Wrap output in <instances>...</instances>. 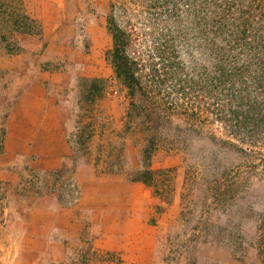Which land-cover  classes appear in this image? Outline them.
Here are the masks:
<instances>
[{"label": "rangeland", "instance_id": "1", "mask_svg": "<svg viewBox=\"0 0 264 264\" xmlns=\"http://www.w3.org/2000/svg\"><path fill=\"white\" fill-rule=\"evenodd\" d=\"M23 6L24 0H0L2 52L20 45V33L43 29ZM66 6L75 14L61 16V29L49 31L59 38L44 52L53 55L45 65L65 73L60 91L74 148L68 167H85V179L114 182L109 191L118 196H127L121 183L170 184L180 220L168 241L153 243L168 249L156 262L212 264L219 257L264 264V121L257 115L264 114V67L242 47L264 41L258 20L264 0H67ZM111 21L129 35L126 52L144 89L142 104L116 75ZM244 24L255 29L247 38L237 30ZM249 91L257 92L250 97L252 118ZM147 139L155 152L145 182L138 178Z\"/></svg>", "mask_w": 264, "mask_h": 264}, {"label": "crops", "instance_id": "2", "mask_svg": "<svg viewBox=\"0 0 264 264\" xmlns=\"http://www.w3.org/2000/svg\"><path fill=\"white\" fill-rule=\"evenodd\" d=\"M66 3L24 0L23 11L44 30L20 33L15 50H0V264H168L153 260L168 249L152 245L168 241L180 220L170 184L121 183L127 196H118L109 191L114 182L68 167L65 73L48 68L53 55L44 52L59 38L49 31L61 29V16L75 14Z\"/></svg>", "mask_w": 264, "mask_h": 264}, {"label": "trees", "instance_id": "3", "mask_svg": "<svg viewBox=\"0 0 264 264\" xmlns=\"http://www.w3.org/2000/svg\"><path fill=\"white\" fill-rule=\"evenodd\" d=\"M255 17H256V14L253 15V19H252L253 21ZM247 18L249 19V15L247 16ZM248 19L243 22L246 23ZM258 20H261V22L264 23V14H260V17ZM108 30L111 32L112 37H113V43H112L113 46L110 50V57H111L116 75L123 82L125 87L128 89L130 96L133 99H138L142 104L144 102V99H141V97H142V94H144L143 93L144 89L142 87L140 78L138 77L137 72L134 70L132 62L126 52L129 35L118 24H116L115 21L110 22V24L108 25ZM237 30L239 34L247 38V36H250L251 34H253L252 32L255 29L249 28L247 24H244L241 28L239 27ZM249 33L250 35H248ZM242 47L245 50L244 53H248L246 54L247 56H249L247 57V59H250L254 55L253 56L254 58L261 60V63H263V67H264V41L257 43L251 47H248L246 45L245 46L242 45ZM260 86L261 85H259V88ZM255 90L257 91V89ZM252 93L257 94V92L249 91V96H248L249 99L250 97H252ZM249 102L253 103V100L251 101L250 99ZM140 107H144V104L141 105ZM248 107H249V110L247 111L253 112V109H256V105H254V103L249 104ZM250 115L252 118L254 117V115H256V113L253 112V113H250ZM257 115L260 116L258 120L264 121V114H262V112L261 113L259 112ZM247 119H249V116H246L245 118L246 124H248ZM258 125H259V122L257 121V122L252 123V125H248L249 127L248 126L247 127L249 131H252ZM263 129H264V126H263ZM154 152H155L154 142L147 139V143L144 145L143 150H142L143 163L145 164L146 169H144V171L140 174L138 181L145 180V182H148L149 180H151L152 172H151L150 166H151L152 157L154 155ZM259 219L260 217H257L256 221H258ZM261 228H264L263 224L261 225Z\"/></svg>", "mask_w": 264, "mask_h": 264}]
</instances>
